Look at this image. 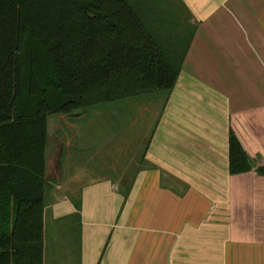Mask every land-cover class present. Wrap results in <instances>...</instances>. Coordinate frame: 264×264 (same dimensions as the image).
I'll return each mask as SVG.
<instances>
[{
    "label": "crops",
    "instance_id": "0c3cea01",
    "mask_svg": "<svg viewBox=\"0 0 264 264\" xmlns=\"http://www.w3.org/2000/svg\"><path fill=\"white\" fill-rule=\"evenodd\" d=\"M182 1L170 39L177 45L195 30L131 179L117 180L107 161L106 176H92L103 172L98 150L78 147L86 135L67 138L60 123L52 133L48 117L45 244L57 237L48 242L49 225L75 224L69 264H264V0ZM231 131L252 170L230 173ZM54 256L46 247L44 264Z\"/></svg>",
    "mask_w": 264,
    "mask_h": 264
},
{
    "label": "trees",
    "instance_id": "16d2710c",
    "mask_svg": "<svg viewBox=\"0 0 264 264\" xmlns=\"http://www.w3.org/2000/svg\"><path fill=\"white\" fill-rule=\"evenodd\" d=\"M162 4L0 0V264L45 261L49 116L158 90L169 97L195 29L174 44L165 28L177 9ZM252 168L231 131L230 173Z\"/></svg>",
    "mask_w": 264,
    "mask_h": 264
},
{
    "label": "rangeland",
    "instance_id": "374dc122",
    "mask_svg": "<svg viewBox=\"0 0 264 264\" xmlns=\"http://www.w3.org/2000/svg\"><path fill=\"white\" fill-rule=\"evenodd\" d=\"M163 2L166 6L169 5V8L175 6L177 9V12L174 14V21L176 22V24L173 25L174 21H171L172 25L165 28L166 32H175L178 29L176 27L179 21H177L176 18L177 13L180 12V9L178 7H180L181 4H174L171 2V0H163ZM164 4H162V6ZM181 26L182 25L180 22V27ZM171 41L176 42L172 39ZM155 92L144 94L139 98L135 97L122 99L105 105L98 104L89 106L85 109L73 110V114H70V116H68V114L62 113L54 114L51 116V124L53 129L52 133H57L56 129L58 127H56V124L60 123L62 125L61 132H65L67 134V138L69 137V135L75 134L78 131L81 134L86 135L84 136L86 138L79 141L78 147L86 148L89 150V152L98 150L100 154L99 158L97 159L99 164L97 168L103 171L102 174H100V172H97L96 174H91L92 176H95L97 178L102 176L105 177L106 171L102 167L107 161L113 164V174L117 178V180H119L118 175H122L123 178L126 179H131L134 175V169L142 157V153L147 144L148 137L151 134L153 127L155 126L159 113L166 100V91L159 90V92ZM153 97L155 98V100L152 101L150 110L143 111L142 109L145 106V101ZM145 119H147L146 123ZM64 122L67 123L62 124ZM131 122H133L132 126L135 124L134 128H132V126L130 127ZM141 122L142 124H140ZM139 125L141 126L139 127ZM60 134L58 136H60ZM57 140L58 139L56 137H53L50 146L51 162L49 172L51 178L55 177L52 169L55 162L54 159H56L54 158L56 153L54 149L55 147H57ZM72 140V144H74L76 141L75 139ZM113 148V157H111L110 150ZM125 151V158L120 157L121 154ZM101 154L104 156L102 157ZM80 164L84 166L82 170H87L89 166L91 167V164L88 163L87 165L84 163ZM69 175L74 176L72 174ZM77 176H80V174H77ZM68 224L72 225L67 226ZM76 231L77 226L71 222L69 223L66 221H56L55 223L49 225L47 237H49V235L54 236L55 234L57 236L56 239L52 240V242L55 241V243H53L51 246H46L48 250L49 247H52L53 251H55L54 259H51L52 264H69L66 259L67 256H69V253H71V256L73 257L70 258V260L73 262L76 260V257L74 255V252H77L78 250V245H76L78 241L74 236ZM50 241L51 238L49 237L48 242L50 243ZM66 249L69 250L68 253H66ZM59 256L66 257L64 259H60ZM47 260L49 261V257L47 258Z\"/></svg>",
    "mask_w": 264,
    "mask_h": 264
}]
</instances>
